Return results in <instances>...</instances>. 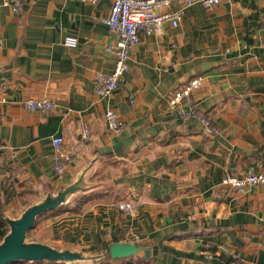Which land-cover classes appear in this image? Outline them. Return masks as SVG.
Segmentation results:
<instances>
[{
  "label": "crops",
  "instance_id": "obj_1",
  "mask_svg": "<svg viewBox=\"0 0 264 264\" xmlns=\"http://www.w3.org/2000/svg\"><path fill=\"white\" fill-rule=\"evenodd\" d=\"M110 10V0H28L20 14L0 10V96L8 99L0 159L25 177L8 180L13 194L0 191L3 220V206L18 215L84 176V191L37 219L34 228L48 219L51 236L35 238L84 252L115 242L142 247L100 264H230L232 253L240 264H264V184L246 192L223 184L227 174L264 173V0L197 3L178 27L142 33L119 89L101 98L95 76L114 69L107 46L118 37L105 24ZM195 77L203 82L196 114L175 116L170 96ZM29 98L57 108L28 110ZM109 108L125 123L119 135L106 132ZM57 135L72 158L63 179L52 171ZM132 136L120 154L103 150ZM26 180L34 196L21 192ZM123 202L135 209H119Z\"/></svg>",
  "mask_w": 264,
  "mask_h": 264
},
{
  "label": "built area",
  "instance_id": "obj_2",
  "mask_svg": "<svg viewBox=\"0 0 264 264\" xmlns=\"http://www.w3.org/2000/svg\"><path fill=\"white\" fill-rule=\"evenodd\" d=\"M96 4L101 0H81ZM111 10L105 19L109 29L118 35L114 44L107 49L115 54V65L111 72H98L95 76V90L101 98L113 95L120 86L121 79L130 70V52L140 40V35L157 32L165 23L178 27L182 21L185 10L190 6L201 3L207 6L220 4L222 0H110ZM173 1H178L180 6L172 8ZM28 0H2L0 10L8 8L14 14H20L25 10ZM4 38L0 35V47ZM73 44V42L71 43ZM203 85L201 77L189 80L184 86L176 90L169 98V106L175 116L190 117L196 114V102L194 93ZM8 102L4 96H0V107ZM24 108L31 111L52 112L57 104L48 99L29 98L23 101ZM106 132L108 135H119L126 128L116 111L109 108L105 113ZM206 129L211 131L210 122L203 118ZM88 124H83L82 138L89 139ZM55 151V160L52 166L53 174L58 179L65 178L69 163L72 158L64 149V138L60 135L52 138ZM223 184L230 186L239 192H246L250 188L264 184V173L248 172L244 176L227 174L223 178ZM136 204L123 202L118 208L126 212H132ZM230 264H240L239 255L232 253Z\"/></svg>",
  "mask_w": 264,
  "mask_h": 264
},
{
  "label": "water",
  "instance_id": "obj_3",
  "mask_svg": "<svg viewBox=\"0 0 264 264\" xmlns=\"http://www.w3.org/2000/svg\"><path fill=\"white\" fill-rule=\"evenodd\" d=\"M134 136L125 137L112 146L103 149L109 153L120 154L132 147ZM84 176L77 181L63 185L55 192H49L44 198L30 203L20 214H10L3 206L4 220L7 231L0 237V264L27 262L28 264H100L111 256L126 258L137 254L142 247L135 242H115L106 250L84 252L71 248H57L37 238L29 239L37 219L50 210L68 203L75 194L84 191ZM43 197V196H42Z\"/></svg>",
  "mask_w": 264,
  "mask_h": 264
},
{
  "label": "rangeland",
  "instance_id": "obj_4",
  "mask_svg": "<svg viewBox=\"0 0 264 264\" xmlns=\"http://www.w3.org/2000/svg\"><path fill=\"white\" fill-rule=\"evenodd\" d=\"M9 167L8 164H7V161L3 160L2 158L0 159V191H3L4 189L8 188L7 189V192H9L10 194H13V188L14 187H17L15 184L11 185L13 182H11V184L9 185L8 184V180H16V181H20V180H23V178H25L23 176V174H19V177H16L15 173H8L7 171H9ZM15 176V177H14ZM28 181L26 180L24 182V189H20L21 192H23L22 190H25L27 192H29L30 190V195L29 196H34L33 194V188H31L28 184L29 182L27 183ZM32 186V185H31ZM19 191V190H18ZM17 191V192H18ZM34 198V197H32ZM4 198L2 196H0V201L3 203L4 201ZM11 206L15 207V209L17 211L20 210V207H21V200H19V198L17 197H14V199L11 200V202H9ZM48 219H45L42 221V223L39 224L40 228H38L39 226H37V228H35L31 234L29 235V239L30 240H33L35 238V236H40V237H45V238H48L49 236H51V231L48 232L47 231V225H45L46 221Z\"/></svg>",
  "mask_w": 264,
  "mask_h": 264
},
{
  "label": "trees",
  "instance_id": "obj_5",
  "mask_svg": "<svg viewBox=\"0 0 264 264\" xmlns=\"http://www.w3.org/2000/svg\"><path fill=\"white\" fill-rule=\"evenodd\" d=\"M3 203L7 204V201H4ZM1 212H2V202L0 201V237H2L5 234L6 230H7V226H6L5 221L3 220V217H2V213ZM34 229L35 228H33L32 230L29 231V235L31 234V232ZM12 264H28V263L27 262H15V263H12ZM35 264H43V263H39L38 262V263H35Z\"/></svg>",
  "mask_w": 264,
  "mask_h": 264
}]
</instances>
